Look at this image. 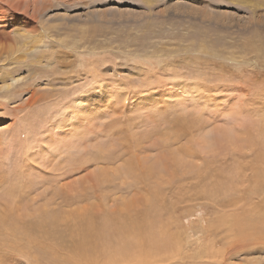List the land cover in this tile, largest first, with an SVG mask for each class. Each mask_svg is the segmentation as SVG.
Here are the masks:
<instances>
[{
    "label": "rangeland",
    "instance_id": "obj_1",
    "mask_svg": "<svg viewBox=\"0 0 264 264\" xmlns=\"http://www.w3.org/2000/svg\"><path fill=\"white\" fill-rule=\"evenodd\" d=\"M85 93L75 137L41 151ZM262 213L264 0H0V264H69L92 220L135 227L110 252L154 224L189 253L157 264H211L226 235L264 242ZM248 253L226 264H264Z\"/></svg>",
    "mask_w": 264,
    "mask_h": 264
},
{
    "label": "bare ground",
    "instance_id": "obj_2",
    "mask_svg": "<svg viewBox=\"0 0 264 264\" xmlns=\"http://www.w3.org/2000/svg\"><path fill=\"white\" fill-rule=\"evenodd\" d=\"M217 137L219 138V136H217ZM227 137L229 138L230 136H227ZM215 139H214V141H215ZM221 139H222V137H221ZM225 140H226V138H225ZM217 143L222 144V143H219V141H217ZM206 144H208V143H206ZM162 167H160V168H162ZM157 170H159V168ZM221 191H224V190H221ZM235 201H238V200H235ZM234 202H231V201L224 202L223 203L224 209L234 206L233 205ZM244 207L246 208V206H244ZM253 209L255 210V208H253ZM237 211H239V210H237ZM251 213L252 212H249L248 215H250ZM241 214H243V213H241ZM245 214H247V212ZM231 215H232V213H231ZM253 215H251V216H253ZM255 215H254V217H255ZM262 215H263V213H262ZM235 216H236V214L233 217L234 219H235ZM256 216H258V215H256ZM228 217L230 219L231 216L229 215ZM228 217L224 220H221V221L218 220V223H216L215 226H213L214 230L217 233L219 231H222V230H225V231L227 230L226 233L233 232V230H232L233 225H232L231 221H229ZM262 217L264 218V215ZM246 218H247V216H246ZM246 218H244V219H246ZM234 219H233V222L236 223L237 221H234ZM249 219H251V218L249 217ZM256 221H258V220H256ZM112 222H111V220H107V221L102 220L100 222L101 224H99V225L96 224V222H93V220L88 222V225L84 231V233H85L84 238H86L85 240H87V238H89V241H88L86 247L81 246L82 250H79L76 255L71 256L68 259L69 264H157L155 262V256L157 255V252H162L161 247H165L168 250H171L172 247H174V251L180 252V250H182V253H185V252H183V249H182L183 246H181V242H180V245L178 243L179 239L169 240L170 238L167 235V233L162 231L164 229H161L158 227V229L161 230V231L157 230V231L161 232L160 234L157 231H155L154 224L151 225L152 229L150 228L151 233L149 234V237H148V242H149L148 244L137 242L138 244H136L134 246V249H130L132 246V242L124 240V241L120 242V244H119L120 246H118V247L115 246V249L114 250L111 249L112 251L110 252L108 249L107 243H109L111 236H113V235H114V237H116L115 235H118V236L121 235L122 236V234L129 235V234H133L134 232H136L135 227H133L131 225H124L123 222H121V223H112ZM242 222H243V220L241 221V223L239 222V224H242ZM157 223H159V222H157ZM160 224H161V226L165 225V224L163 225V222H160ZM160 224L158 226H160ZM171 224H173V223H171ZM246 224L248 225L247 222H246ZM235 225H237V224H235ZM167 226L169 227V225H167ZM236 227H238V225ZM252 227H254V226H252ZM254 228H256V227H254ZM169 229H170V227H169ZM258 231H260V230H258ZM250 232H249V234H251ZM243 233H245V232H243ZM157 234H159V235H157ZM43 235H45V234H43ZM261 236H263V234ZM242 237H241V239L238 238L240 240H237V242H235V241L230 242V240L228 241L229 235H226L225 238L227 240H225V238L223 239V244H225L226 247L224 248V250L222 252L220 251L221 253H217L215 251V247L219 244L217 241L216 243H214V245L210 246V248H207V250L203 249L205 251V253H204V251L203 252L201 251L203 254H200V255L197 254V255L201 259H206V258L211 259L212 260L211 264H226L228 261L236 259L239 256H243L245 254H250L248 252L252 251V249H257V247L262 248L264 250V245H263L264 242H263V240H261L262 242H260V240H259L260 237L258 238L256 235L253 236L252 241L254 243H250L249 240L246 238V236L243 235ZM222 238H223V236H222ZM180 239H182V238H180ZM168 240H169V242H168ZM233 240H235V239H233ZM171 241H173L172 246L170 243ZM226 241L228 243H226ZM148 246H149V248H148ZM197 252L199 253V251H197ZM164 254L165 255L163 257L166 260V264H169V260L171 261V264H174L173 263L174 261H176L175 263H177L178 261H185V259L181 258L183 256H181V254H179V253H177V255L179 254V258H177V256H174V253L173 254L171 253V256H170V254H166V253H164ZM192 255H194V257L197 256L194 254V252L192 253ZM185 256H189V253H185ZM190 257H191V255H190ZM256 262H258V261L255 260L254 262H249L248 264H255ZM258 264H259V262H258Z\"/></svg>",
    "mask_w": 264,
    "mask_h": 264
},
{
    "label": "snow or ice",
    "instance_id": "obj_3",
    "mask_svg": "<svg viewBox=\"0 0 264 264\" xmlns=\"http://www.w3.org/2000/svg\"><path fill=\"white\" fill-rule=\"evenodd\" d=\"M88 94L83 97H77L69 104L53 113L48 127L42 135L45 140L42 141L41 151L58 153L62 151L70 139L77 134L76 130L83 118V113L87 111L84 105L87 103ZM50 146V147H49Z\"/></svg>",
    "mask_w": 264,
    "mask_h": 264
}]
</instances>
